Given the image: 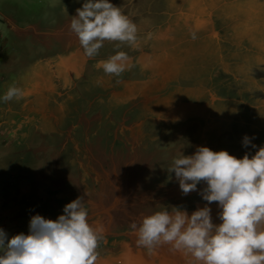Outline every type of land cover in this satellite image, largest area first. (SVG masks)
<instances>
[{"label": "rangeland", "instance_id": "374dc122", "mask_svg": "<svg viewBox=\"0 0 264 264\" xmlns=\"http://www.w3.org/2000/svg\"><path fill=\"white\" fill-rule=\"evenodd\" d=\"M244 1L254 3L253 0H109L115 6L122 7V11L137 24V47L117 48L116 43L105 42L99 55L88 58L78 40L70 42L71 51L78 50L71 63L76 66L80 64L86 74L83 80V97L86 96L84 99L87 105L79 106L78 110L75 106L82 102L81 95L72 94L64 105L71 120L63 123L54 121L56 136L52 139L44 138V141L55 147V151L59 150L63 142L69 140L67 136L71 129H67L66 125L72 120L76 122L81 117L80 114L93 110L89 115L96 117L88 121L86 127L87 130L91 127L95 129L88 134L87 139V143L93 147V153L87 159L93 165L90 172L96 177V187L111 180L112 183L118 182L112 186L115 191L112 187H103L104 190L113 191L118 197L98 204L100 206L96 211L102 213L100 219L103 218L108 224L113 219L114 228L118 227L120 236L124 238L121 243L124 251L118 250L123 261L126 257L132 258L129 255L131 245L137 246L136 234L130 228L132 223H139L144 216L156 211H172L173 207L186 210L191 215L207 204L200 195L207 187L204 182L197 186V191L187 195L182 193L175 173L171 172L176 158L182 154L191 156L197 147L202 146L214 152L227 151L238 159L243 158L246 153L251 158L262 146L264 133L258 134V129L250 127L248 120L245 121L244 129H238L236 122L234 123L236 118L231 115L235 111L233 103L239 105V112L254 103L263 104L262 124L257 123L260 128L264 127V5L254 3L246 7ZM84 2L85 0H14V6L18 7L17 16L20 21L35 22L43 18L48 23L63 20L65 24L70 22L71 17L76 15V9L81 8ZM237 3H242V7H237ZM198 13H201L200 17ZM6 16L10 17L9 11ZM198 17L204 19L209 28L213 23V30L218 33V39L201 42L203 49L207 52L209 49L210 52L215 48L221 49L232 55V63L229 62L231 74H222L221 81L218 77L221 66L219 51L216 50L214 59H207V73L209 72L211 81L204 80V77L199 79L207 85L202 91L197 90L200 82L195 77L200 76L201 69H204L203 63L199 61L200 58L197 59L195 52H190V49L199 48V42L191 39L183 41L190 38V35L187 36L188 31L195 35L210 34L195 27ZM5 27L0 25V30L4 36H8L9 32ZM176 35L183 40L177 41ZM253 41H258V45ZM60 44V47L66 45ZM231 47L234 48L233 51H229ZM117 51L126 52L131 58L130 64L119 77L106 75L97 63ZM63 59L68 61V58H61L62 61ZM61 60L57 62L60 64ZM39 66L37 68L41 73L44 67ZM211 69L213 73H210ZM58 74L62 76L63 73L58 71ZM67 78L71 79L69 76ZM238 84L248 91L234 94L233 90ZM144 85L146 88L141 89ZM209 87L218 96L213 104L208 101L205 93ZM115 88H118V92L113 97L117 102L108 100L109 95L113 94L110 91L116 90ZM92 101H95V107L90 104ZM124 106L123 119L118 118L120 115L109 116L111 110L122 109ZM49 118L54 119L51 116L47 119ZM49 124L50 121L40 120L39 131L52 129ZM84 124L79 123L75 129L81 130ZM26 128L29 129L28 126ZM245 135L255 137L252 144L256 148L243 147ZM74 141L79 144L83 142V138H75ZM80 150L77 148V157L83 156L79 153ZM207 206L211 208L213 223L220 224L214 219L215 209L221 211L218 204L213 202ZM143 250L148 251L145 248ZM143 250L140 247V251ZM189 259L191 258L188 257L190 263Z\"/></svg>", "mask_w": 264, "mask_h": 264}, {"label": "crops", "instance_id": "0c3cea01", "mask_svg": "<svg viewBox=\"0 0 264 264\" xmlns=\"http://www.w3.org/2000/svg\"><path fill=\"white\" fill-rule=\"evenodd\" d=\"M7 11L10 17L6 16ZM17 11L18 7L14 6V0H0V25L6 26L9 32L8 36H4L0 30V97L12 85L21 87L25 92L24 98L19 101L5 103L0 99V229H3L9 238L20 233L27 235L32 216L39 214L45 219L55 221L59 215L64 214L63 208L66 204L83 197L89 212V223L103 229L96 264H190L189 256L172 250L170 245H161L152 253L144 251L141 247L142 252L138 245H131L129 255L132 258L126 257L124 261L120 259L118 250H123L121 243L124 238L120 236L118 227L114 228L113 219L108 224L103 218L100 219L102 213L96 211L100 206L98 204L118 197L113 193L115 187H112L118 182L112 183L111 180L101 187H96V177L90 172L93 165L87 161L88 156L93 153V149L91 150L93 147L87 143L88 134L95 129L91 127L87 130L86 127L87 122L96 115L80 114L81 117L76 122L72 120L66 125L67 129H71L67 136L70 141H64L59 150L55 151V147L44 141V138L52 139L56 136L54 121L63 123L71 120L68 118L70 113L66 112L64 105L68 103L72 94L81 95L82 102L75 106L78 110L79 106L87 105L84 99L86 96L83 97V80L86 74L80 64L77 68L75 64L73 65L74 71L71 72L70 69L71 59L78 51H71L70 42L78 39L70 30V22L64 24L63 20L59 19L60 21L57 20L55 23H48L43 18L35 22H23L19 20ZM191 33L192 31H188L187 36ZM216 34L214 38L210 34H200L196 35V39H192L190 35V38L184 40L176 35L177 41L191 39L193 42L195 40L199 42V48L190 49V52H195L197 59L200 58L199 61L203 63L204 69H201L200 75L207 81H211L209 72L207 73L209 68L207 59H214L216 50L219 51L221 64L218 71L220 81L223 80V75L231 74L227 59H222L227 53L216 48L213 52H210V49L209 52L203 49L204 42L218 39V33ZM60 43L66 45L60 47ZM231 50L234 48L231 47L229 51ZM61 58H68V61L64 59L62 61ZM58 60H61L60 64ZM37 66L44 67L41 73ZM58 71L63 73L62 76L57 75ZM199 82L197 90H205V85L202 81ZM251 86L255 87L253 84ZM207 91L210 94L214 93L212 87L206 89V95ZM111 92L113 94L109 95L108 100L117 102L113 96L118 92V88ZM207 96L211 104L218 99L216 94L212 100L210 95ZM90 104L95 105L94 102ZM258 107V112L254 114L255 117L258 116L256 120L262 124L263 104H258ZM116 111L111 110L109 116H116ZM49 116L54 119H47ZM40 120L50 121L49 126L52 129L39 131ZM83 121L85 124L81 130H76L75 127ZM75 138H83V142L77 144ZM77 148L82 149L79 153L83 156L77 157ZM108 186L114 190L111 191L110 188L109 192V189H103ZM120 193L121 191H119L121 196ZM215 210L214 219L221 223L218 216L220 211ZM2 253L3 249H0V254Z\"/></svg>", "mask_w": 264, "mask_h": 264}, {"label": "clouds", "instance_id": "9594fccd", "mask_svg": "<svg viewBox=\"0 0 264 264\" xmlns=\"http://www.w3.org/2000/svg\"><path fill=\"white\" fill-rule=\"evenodd\" d=\"M70 30L88 58L99 55L105 42L135 48L139 40L137 24L109 0H85L71 17ZM190 35L196 39L195 33ZM130 59L126 52L117 51L97 66L106 75L119 77ZM24 96L21 87L12 85L0 99L8 103ZM253 139L245 135L243 147L256 148ZM171 172L184 195L204 182L207 187L200 195L207 204L191 215L173 207L132 223L139 247L152 253L170 245L189 256L190 264H264V146L251 158L246 153L240 159L224 150L197 147L193 155L176 158ZM213 202L221 209L218 225L207 206ZM63 213L55 221L32 216L27 235L9 238L0 229V264H96L103 229L89 223L83 197L66 204Z\"/></svg>", "mask_w": 264, "mask_h": 264}, {"label": "bare ground", "instance_id": "6f19581e", "mask_svg": "<svg viewBox=\"0 0 264 264\" xmlns=\"http://www.w3.org/2000/svg\"><path fill=\"white\" fill-rule=\"evenodd\" d=\"M237 1H241V0H237ZM254 1V3H256V4H262V5H264V0H253ZM244 2H246L245 3V6L246 7H249V6H251V5H253L254 3L253 2H247V1H244ZM237 7H239V8H241L242 7V3H237V5H236ZM250 8H252V7H250ZM264 8V7H263ZM250 11H252V10H250ZM264 12V11H263ZM199 17L201 16V13H198L197 14ZM209 16H211V13H209ZM197 18L196 20H195V27L198 29V30H206V31H208V32H210V36H213V37H216L217 36V34H216V32L213 30L214 28H215V26H214V24L212 23V25H211V22H209L210 23V28H209V26H208V24H207V22L204 20V19H200V18ZM207 27V29H205ZM255 44H257L258 45V41H253ZM262 43H263V45H264V39L262 40ZM257 45H256V47H257ZM193 52V51H192ZM237 54V53H236ZM232 55L230 54H227V56H225V58H222V59H227V62L229 63H232ZM237 59H240V57L239 56H237L236 57ZM73 60V59H72ZM71 60V61H72ZM72 65V64H71ZM234 65V64H233ZM73 66V65H72ZM71 67V66H70ZM72 68H75V67H71V69ZM76 68H77V66H76ZM233 68H237V67H233ZM203 78V76L202 75H200L199 77L198 76H196L195 78L197 79L198 78V80L199 79H201V78ZM141 89H143V88H146V86L144 85L143 87H140ZM246 91H248L247 89H243L242 88V85H240V84H238V87H236V89H234L233 90V93L234 94H236L237 95V93L239 92V94H243V92H246ZM238 94V95H239ZM207 95H210L211 96V100L212 99H214V97H215V94L214 93H209L208 91H207ZM90 96H94L93 94H90ZM131 97H133V94L131 95ZM132 99V98H131ZM92 102H95V101H92ZM233 105H234V112L231 114L232 116H234V118H236V120L234 121V123L236 122V125H237V127H238V129H244L245 127H246V125H245V121H247V120H249V125H250V127H253L254 129H258V130H260L261 128H260V126H259V123H257V120H256V117H255V114H254V112L255 113H257L258 112V105L257 104H255L254 103V105H252L251 107H245V108H248L247 110H245V109H243V111L242 112H239V111H237L238 110V104L236 103H233ZM92 106L94 107V106H96V105H93L92 104ZM125 107L126 106H124V108L122 107V109H118L116 112H115V114H116V116H118V115H120V117H118V118H123V112L125 111ZM128 110V108H126V111ZM91 111H93L92 109H90L87 113H85V116H88L89 115V112H91ZM99 111V110H98ZM250 111H252V112H250ZM126 113V112H125ZM87 118V117H86ZM82 120H84V118L82 119ZM230 121H233V120H230ZM84 122V121H83ZM231 124V123H230ZM232 125V124H231ZM235 125V124H234ZM231 128V127H230ZM262 129H264V127L262 128ZM262 129L260 130V131H258V134H260V133H262ZM257 139V138H256ZM70 141V140H69ZM257 141V140H256ZM259 142V141H258ZM218 143V142H217ZM219 144V143H218ZM259 144V143H258ZM212 145V144H211ZM261 145L262 146H264V141H261ZM203 147V146H202ZM223 147V146H222ZM143 151V150H142ZM246 151V150H245ZM247 151H248V149H247ZM246 151V152H247ZM240 152V151H239ZM231 153V152H230ZM156 154V153H155ZM194 154V153H193ZM86 155V154H85ZM154 158V157H153ZM160 178V177H159ZM157 180V179H156ZM159 180V179H158ZM154 183V182H153ZM157 192V191H156ZM149 195H151V194H149ZM138 201V200H137ZM159 201V200H158ZM155 204V203H154ZM151 207V206H150ZM155 210H157V209H155Z\"/></svg>", "mask_w": 264, "mask_h": 264}]
</instances>
